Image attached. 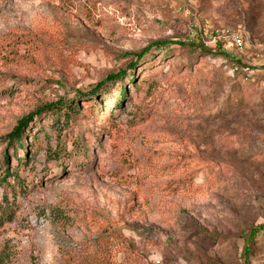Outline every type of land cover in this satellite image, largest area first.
<instances>
[{
  "label": "rangeland",
  "instance_id": "1",
  "mask_svg": "<svg viewBox=\"0 0 264 264\" xmlns=\"http://www.w3.org/2000/svg\"><path fill=\"white\" fill-rule=\"evenodd\" d=\"M263 68L264 0H0V160L26 117L30 147L8 153L24 192L0 185L7 264H264V231L245 256L264 224ZM121 71L118 108L119 85H97ZM61 99L80 149L64 117L30 119Z\"/></svg>",
  "mask_w": 264,
  "mask_h": 264
},
{
  "label": "trees",
  "instance_id": "2",
  "mask_svg": "<svg viewBox=\"0 0 264 264\" xmlns=\"http://www.w3.org/2000/svg\"><path fill=\"white\" fill-rule=\"evenodd\" d=\"M166 42H159L157 43L156 45L157 46H164ZM189 46H195L194 44H188ZM188 48L193 51V50H197L195 49L196 46L193 48V47H189ZM204 44H199L198 45V49H200V54L204 53L205 54V49H204ZM153 46H149L145 49H143L140 53H137V54H130V55H135L137 60L132 62L131 65H130V69L132 70H135V68L139 65L140 68H144V67H148V66H151L155 63V58L154 57H150V58H147V54L150 53V50ZM186 46H183V48H185ZM175 51V50H174ZM171 53H173V51H166L164 52L163 55H170ZM233 62H236V66L238 67H241L242 69H244L243 71L246 72V71H249V69L245 66V65H242L241 62L238 60V59H235V60H232ZM234 65V66H235ZM263 72H264V68H263ZM247 73V72H246ZM127 74L126 71H121L117 74H113V75H110L107 77L106 80L104 81H101L97 86L98 87H103V88H106V82H108L109 80H111V86H113V84H118L119 87H120V90L118 91V94H119V97L117 98L116 100V106L118 107L120 104L122 105L123 102H125L126 100V96L128 94V90H127V87H126V84H125V79H124V76ZM129 78L127 81H130L131 84L134 86L135 85V74L133 73H130L129 75ZM96 92V91H95ZM107 92L109 93V89L107 88ZM93 94H91L92 96ZM234 99V97L230 98V100ZM236 105L234 104L233 108L232 109H235V107L238 105H241L242 104V98L241 96H238V98H236ZM78 106V102L75 101V100H65V99H61L57 102H53V103H49V104H46L44 105L43 107L39 108L36 112H33L30 119H33L35 116H41L43 114H47V115H52L53 117H56V121L58 118H61V117H64V122H65V126L66 128H69L70 129V135H72V138H71V141H72V144L75 146L76 149H80L82 148L83 146L81 145L80 143V138H78L79 136H75V133L73 132V130L71 129V124L70 122H72V118H73V111L76 109V107ZM227 109H229L228 105L226 106ZM119 108V107H118ZM34 116V117H32ZM28 117H26L25 119L21 120L18 122V125L17 127L7 136H5L3 139L4 141V146H3V149H2V159L0 160V168H2L4 174H3V177L0 178V185H5L6 183H10L9 186H12V192L13 193H17V192H24V189H25V183L24 181L21 179V177L19 176L18 173H14V172H10L9 170V167L7 165L8 163V153H9V149H13V151L16 150V148L18 147L19 149H23L25 152H28L29 151V145L27 143H23V134H24V131L25 129L28 127V121L27 120ZM58 123V121H57ZM57 125V124H56ZM64 152V149L61 148L58 150V152L56 153L55 155V158L54 160L55 161H59L60 158H61V154ZM87 157V156H86ZM70 158H72L70 156ZM17 159V158H15ZM27 158L26 156L23 158V160L25 161ZM73 159V158H72ZM23 160H20V164H26V162H23ZM13 178V183L11 182V180H7V179H11ZM5 203L7 204L5 207H7V209L10 211L11 207L10 204L8 203V199H7V196L5 197L4 196V200ZM0 227L6 222L7 218L9 216L12 217L13 213L12 211L11 212H7L5 209H4V203L1 204V210H0ZM6 217V218H5ZM264 231V224L259 226V227H256L254 229L251 230L249 236H247V240H248V245L245 249V253L246 255L245 256H248L251 252H252V243L254 241V239L261 233ZM94 242L95 241H92V244L94 245ZM264 244V239H261L260 242H259V245H262ZM80 253L79 252L78 254V257H80ZM10 255V254H9ZM8 254H6L5 250H0V264H7V262L9 261L10 257H9ZM94 261H91V263H93Z\"/></svg>",
  "mask_w": 264,
  "mask_h": 264
},
{
  "label": "built area",
  "instance_id": "3",
  "mask_svg": "<svg viewBox=\"0 0 264 264\" xmlns=\"http://www.w3.org/2000/svg\"><path fill=\"white\" fill-rule=\"evenodd\" d=\"M228 37L234 45L238 46L240 49L242 48V36L235 33H230L229 31L223 32V33H217L215 37H221V36Z\"/></svg>",
  "mask_w": 264,
  "mask_h": 264
}]
</instances>
